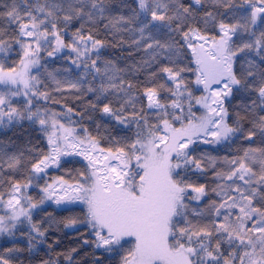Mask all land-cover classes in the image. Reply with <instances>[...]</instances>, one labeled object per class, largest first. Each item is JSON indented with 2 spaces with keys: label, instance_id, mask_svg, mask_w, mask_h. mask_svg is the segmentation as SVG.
<instances>
[{
  "label": "snow or ice",
  "instance_id": "6c2138e0",
  "mask_svg": "<svg viewBox=\"0 0 264 264\" xmlns=\"http://www.w3.org/2000/svg\"><path fill=\"white\" fill-rule=\"evenodd\" d=\"M0 9V264H264V0Z\"/></svg>",
  "mask_w": 264,
  "mask_h": 264
},
{
  "label": "trees",
  "instance_id": "16d2710c",
  "mask_svg": "<svg viewBox=\"0 0 264 264\" xmlns=\"http://www.w3.org/2000/svg\"><path fill=\"white\" fill-rule=\"evenodd\" d=\"M6 2V0H5ZM2 10V9H0ZM106 55H115L114 51L109 49L105 53ZM64 67H69V64L65 61H61L59 59H56L54 63L50 64V68H64ZM69 78H73L69 74ZM53 95H57L53 93ZM59 98V97H58ZM50 107H52L56 111H62V108L60 105L57 104H50ZM74 120H78V117L73 116ZM88 127L89 130H92V125L90 122L85 121L84 122ZM8 135H12L11 132L8 133ZM33 136H35V133H33ZM103 143V141H102ZM45 142L41 141L40 146L44 147ZM73 163L71 164H65L62 169H51L49 170V176L46 178L48 179L49 182H51L52 178L58 177V176H64L65 179H68L69 177L66 175L65 169L67 170H73V169H81L85 163L79 161V160H72ZM73 174H75L73 172ZM31 195H36L37 190L36 189H30L29 190ZM81 205H76V206H68V207H57L55 204H48L46 207H44L47 212L52 213L53 216L57 217V219L68 216V215H73V214H79L80 213V208ZM65 209H72L73 211H67ZM36 219H44V213H41L39 217H35ZM85 229L81 228L79 232L71 230V229H61L59 231H52L50 232V241L51 240H59V243L54 245L56 252H64L66 250H69L73 247L79 248V253L77 255V260L80 262V264H90V261L92 259L91 252L92 248L90 245H83L82 244V239H91L90 236L87 235H82L85 233ZM4 239L6 238H1L0 239V244L3 243ZM46 246H41L42 249H45ZM40 256L47 258V252L46 250H42L39 254ZM106 264H110L109 261L106 260Z\"/></svg>",
  "mask_w": 264,
  "mask_h": 264
},
{
  "label": "rangeland",
  "instance_id": "374dc122",
  "mask_svg": "<svg viewBox=\"0 0 264 264\" xmlns=\"http://www.w3.org/2000/svg\"><path fill=\"white\" fill-rule=\"evenodd\" d=\"M67 159H70V160H78V159H80L81 161H83V159L81 158V157H70V158H67ZM84 163H86L85 161H83ZM49 203H51L52 204V202L51 201H49L47 204H45L44 205V207H46ZM54 204V203H53ZM68 206H72V205H61V206H57V207H68ZM74 206V205H73ZM0 214H2V212H0ZM1 238H3V237H0V239Z\"/></svg>",
  "mask_w": 264,
  "mask_h": 264
}]
</instances>
